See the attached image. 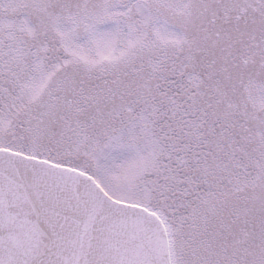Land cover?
Wrapping results in <instances>:
<instances>
[{"label": "snow or ice", "instance_id": "6c2138e0", "mask_svg": "<svg viewBox=\"0 0 264 264\" xmlns=\"http://www.w3.org/2000/svg\"><path fill=\"white\" fill-rule=\"evenodd\" d=\"M0 264H264V0H0Z\"/></svg>", "mask_w": 264, "mask_h": 264}]
</instances>
